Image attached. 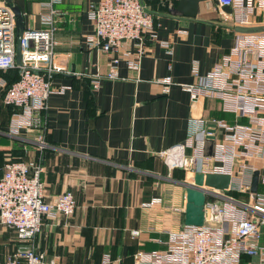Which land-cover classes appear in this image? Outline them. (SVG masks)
Masks as SVG:
<instances>
[{"label": "crops", "instance_id": "1", "mask_svg": "<svg viewBox=\"0 0 264 264\" xmlns=\"http://www.w3.org/2000/svg\"><path fill=\"white\" fill-rule=\"evenodd\" d=\"M11 1L23 13L25 30L41 28L40 16L46 12L42 0ZM98 1L62 0L55 51L57 63L70 73L51 78L54 92L44 114L43 150L35 132L17 137L6 133L11 111L0 104V177L8 161L35 162L41 168L47 203L67 191L76 201L72 216L44 217L34 239L36 252L57 264H103L105 257L108 264H134L138 251L163 249L158 240L165 241L183 227L185 186L192 178L185 171L168 169L159 154L185 140L191 117L233 120L218 101L192 102L183 89L194 82L193 61L203 75L233 43L234 28L213 0L201 2L195 18L174 14L178 0H143L153 16L157 41H168L172 53L148 41L138 72L122 61L118 79H105L93 89L90 79L72 73L84 68L90 74L96 69L103 76L108 72L109 57L85 53L83 45L94 31L85 7ZM255 13L257 24L263 26L264 11ZM16 76L0 71V94L1 83H12ZM167 76L173 84L164 94L157 81ZM152 199L161 202L144 206ZM0 239L3 264L8 239Z\"/></svg>", "mask_w": 264, "mask_h": 264}, {"label": "built area", "instance_id": "2", "mask_svg": "<svg viewBox=\"0 0 264 264\" xmlns=\"http://www.w3.org/2000/svg\"><path fill=\"white\" fill-rule=\"evenodd\" d=\"M220 8L230 7L226 14L232 28L259 26L256 11H264V0H216ZM46 10L40 16V29H26L21 39V65L15 63V17L5 1L0 0V71L17 70L18 79L5 88L2 101L17 109L6 129L10 136L35 132L40 150L45 143L44 114L47 101L54 92L51 78L56 73H70L58 64L55 34L62 16V0H42ZM84 12L94 31L83 41L85 53L95 52L109 57V69L90 74L88 68L72 73L90 79L97 89L105 79L119 78L123 61L131 71L138 72L147 52V42H157L166 53L172 48L168 41H157L154 19L143 0H99L89 3ZM194 82L183 86L192 102L215 100L224 119L191 117L185 140L159 155L170 170L190 174L229 176L227 192L197 186L205 196L202 226H183L170 232L163 249L134 254V264H264V32H234L233 43L226 55L209 72L200 74L193 61ZM167 94L173 84L170 76L157 81ZM57 92H63L58 89ZM209 123L216 125L211 156L205 155ZM258 172V189L251 191L252 177ZM41 168L35 163L8 161L0 177V225L11 229L22 246L8 256L3 264H57L46 262L36 252L34 239L44 217H70L77 204L67 191L52 203L43 198ZM259 187L262 190H259ZM237 195V196H234ZM160 199L144 206L154 207ZM134 237L138 231L132 233ZM109 263L105 257L103 264Z\"/></svg>", "mask_w": 264, "mask_h": 264}, {"label": "water", "instance_id": "3", "mask_svg": "<svg viewBox=\"0 0 264 264\" xmlns=\"http://www.w3.org/2000/svg\"><path fill=\"white\" fill-rule=\"evenodd\" d=\"M178 6L173 9L175 15L186 16L195 18L198 15L199 4L201 2H208L210 0H178ZM8 7L14 14L16 24V45H15V63L17 66L21 65V39L25 31V20L23 13L19 6L12 3L11 0L5 1ZM213 4L218 5L216 0H213ZM226 14L231 13L230 7L224 6L221 8ZM234 32L237 33H256L264 32V25L250 28L235 27ZM209 132L212 134L207 137L205 155L211 156L214 147L216 125L209 123ZM194 186L187 184L185 186L186 193V206L184 211L183 226H202L204 223V194L197 190V186H206L217 190L227 192L229 185V176L217 175V174H194L193 176ZM258 189V172H255L252 177L251 191L256 192Z\"/></svg>", "mask_w": 264, "mask_h": 264}, {"label": "trees", "instance_id": "4", "mask_svg": "<svg viewBox=\"0 0 264 264\" xmlns=\"http://www.w3.org/2000/svg\"><path fill=\"white\" fill-rule=\"evenodd\" d=\"M9 71H12L13 73H16V74H17L16 79L13 81V82H15V81L18 79V71H17V70H9ZM85 78H86V77H85ZM86 79H87V78H86ZM13 82H12V83H13ZM12 83H5V84H6V85H5V88L9 87ZM2 93H3V90L1 91V94H0V104H2L4 107L10 109V111H11L10 118H11V116H12L15 112H17V109H13L12 107H9V106H7V105H5V104L3 103V101H2ZM9 122H10V120L8 121L6 127H8ZM44 135H45V132H44ZM44 138H45V137H44ZM14 161H21V162H24L25 160H14ZM25 163H35V162H26V161H25ZM259 190L261 191L262 188L259 187ZM234 196H237V195H234ZM1 226H2V225H1ZM2 227H4V226H2ZM5 228H6V227H5ZM15 238H16V240H17V241H16V242H17V248H16V249H13V250L10 251V252H7L5 259H6L8 256H10V255L15 254L16 251L22 246V244L19 242V240H18L16 234H15ZM133 256H134V255H133Z\"/></svg>", "mask_w": 264, "mask_h": 264}, {"label": "rangeland", "instance_id": "5", "mask_svg": "<svg viewBox=\"0 0 264 264\" xmlns=\"http://www.w3.org/2000/svg\"><path fill=\"white\" fill-rule=\"evenodd\" d=\"M4 1V0H1ZM1 228V227H0ZM6 236L8 241L6 242L7 251L10 252L17 248V240L15 238V233L9 228H1L0 237ZM1 240V239H0Z\"/></svg>", "mask_w": 264, "mask_h": 264}]
</instances>
